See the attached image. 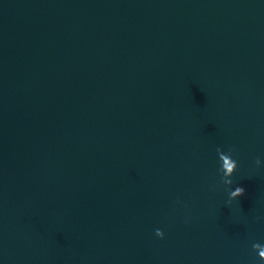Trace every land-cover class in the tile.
<instances>
[{"label":"water","instance_id":"1","mask_svg":"<svg viewBox=\"0 0 264 264\" xmlns=\"http://www.w3.org/2000/svg\"><path fill=\"white\" fill-rule=\"evenodd\" d=\"M0 264H264V0H0Z\"/></svg>","mask_w":264,"mask_h":264},{"label":"clouds","instance_id":"2","mask_svg":"<svg viewBox=\"0 0 264 264\" xmlns=\"http://www.w3.org/2000/svg\"><path fill=\"white\" fill-rule=\"evenodd\" d=\"M235 163V162H234ZM245 189L242 187V186H235L234 189L231 191L230 193V198L231 199H235L236 197L242 195L244 193ZM156 235L159 236V237H163L164 233L163 232H160V231H157L156 232Z\"/></svg>","mask_w":264,"mask_h":264}]
</instances>
